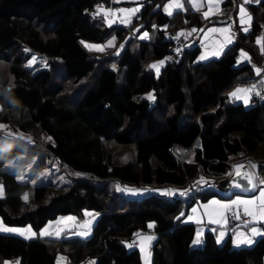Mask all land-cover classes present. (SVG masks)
<instances>
[{
	"label": "trees",
	"instance_id": "trees-1",
	"mask_svg": "<svg viewBox=\"0 0 264 264\" xmlns=\"http://www.w3.org/2000/svg\"><path fill=\"white\" fill-rule=\"evenodd\" d=\"M167 1L0 0V123L29 133L31 140L0 132V221L37 229L57 214L80 218L84 207L98 212L85 238L0 232V264H53L57 254L64 264L88 258L93 264H142L138 248L124 244L133 228L158 238L149 264H264V234L249 246L232 247L229 236L216 244L205 229L200 243L189 245L194 226L181 221L189 205L232 192L202 188L168 200L129 197L116 188L182 186L198 173L225 176L230 156L253 160L256 182L264 180V107L250 99L244 106L226 93L254 77L257 66L264 72L257 43L264 37V0L246 3L248 31L237 25L240 0H222L221 11L209 18L192 10L188 0L169 14ZM115 2L128 9L136 2L139 10L125 24L110 22L106 9ZM214 23H228L234 31L216 57L198 59V46L190 45L176 62L159 64L169 30L197 32ZM14 40L39 52L48 66L27 72L12 63ZM240 51L250 59L238 64ZM19 153L36 155L37 166L56 161L70 181L54 186L16 179V169L4 162Z\"/></svg>",
	"mask_w": 264,
	"mask_h": 264
},
{
	"label": "rangeland",
	"instance_id": "rangeland-1",
	"mask_svg": "<svg viewBox=\"0 0 264 264\" xmlns=\"http://www.w3.org/2000/svg\"><path fill=\"white\" fill-rule=\"evenodd\" d=\"M188 1L190 2L191 6L194 7L193 6L194 0H188ZM195 2L201 3L203 5L202 7L199 8L198 11L201 12L202 17L205 18L204 13L210 12V9L208 7V0H195ZM132 5L133 6H131V9H137L139 7L138 3H136V2ZM241 5H243V7L246 10V14H247L244 18L245 19L244 24L241 23V15H240V11H239ZM119 6L127 7L130 5L126 6L125 4H121V5H119L117 3L113 4V7L116 9H118ZM121 10L122 9H120V11ZM194 10H197V8L194 7ZM220 11H221L220 4H219L218 10L216 9L215 6L211 9V12H215V14L220 12ZM211 12L207 18H209L212 15H215V14H211ZM125 13H126V11L121 13L120 16L118 15V13H115V15H117L115 18H113V14L111 13L110 14L111 16L109 15L110 17H112V20L110 22H113V21L119 22L120 21L122 24H125L126 23V21H124L125 16H123ZM248 16H249V13L246 9V6L244 4H242L240 1H238L237 9H236V18L238 17L237 25L239 26V29L241 31H244L243 29L245 27H247V28L249 27ZM223 24H226V23H223ZM206 26H208V25H206ZM206 26H204V27H206ZM201 30H202V28L198 30V36H200ZM232 39H233V36H232ZM193 43H194V40H191L189 42L188 46H190ZM10 44L14 49V52L11 56V62L19 65L25 71L33 72L37 69L46 68L48 66L47 60L39 52H36L34 50L27 48L26 46L22 45V43H20L16 40L11 41ZM84 44L88 47L96 45L94 43H88V42H84ZM200 44H202V43H200ZM197 45L198 44L196 43L195 46H197ZM241 52L242 51H240V55H241ZM262 53L264 54V52H262ZM151 65H153V62L150 64V66ZM237 88H245V87H244L243 83L236 82L228 89V93L234 92ZM238 95L243 97V98L242 99L235 98V101H240L244 106H248L249 105L248 104V102H249L248 94L247 93H238ZM245 99H247V101H248L247 103L244 102ZM0 125H4V124L0 123ZM7 129L9 131H11L12 133H17L19 135L4 136L2 133L3 137H7V138L14 137L21 142H27L28 139H21V138H19L20 136L25 137V138H30L29 133L21 132L16 127H14V128L7 127ZM43 139H45V138H43ZM21 157H22V159H21ZM35 158H36V155H34V154L23 156L22 153H19L16 156H14L13 158L6 159L4 162V167H7L8 169H13V170L16 169L15 170V178L18 180H27L30 183V185L52 182L54 184V186H61V185L68 183L70 181L71 178L68 175H66L65 171L56 163V161H52V162L49 161L48 163L37 166V165H35ZM239 161H241V163L246 164L251 170L254 169V168L250 167V164L255 165L253 160H248V159H244L241 157L237 158V156H230L229 157V162L231 165H233V163L236 164V162H239ZM9 162H11V163H9ZM29 166H31V167H29ZM20 177H23V179H21ZM0 185H1V183H0ZM261 186L262 185L259 182H257V185H256L257 189H256V192L254 193L255 195H258V196L260 195V190L262 189ZM116 188L121 193L126 192L125 187H123L122 185H120V186L117 185ZM49 191H50L49 188H47L45 193H50ZM131 192L132 191H130L129 194H131ZM47 195H49V194H47ZM239 195H240L239 193H232L231 195L224 196V197L211 196V197H208L204 201L195 200L189 205L187 211L184 214H183V210H180L178 212V214H177L178 216L183 214L181 216V221L193 223L194 230H193L191 240L189 242V245L191 247L196 246L200 243V242L199 243H193V241L196 240L197 238H199V241H200V235L206 229L203 227L206 225L201 222V213L209 223L208 227L214 234V241L216 244H221L224 241V239L226 238V236H229V244L232 247L251 245V244H239L238 245L235 243L236 239L238 238L237 233H245L246 234V232H247L246 230L248 229L250 224H248L246 226V225H243L242 223H240L239 221H236L234 219V221H236V222H234L233 225H230L229 220H227L228 218L226 219V222H222L220 224L212 222L213 220H219L220 219L219 213L224 211V210L220 209L219 205L210 204V201H219L221 204H227V203H230L232 200H236ZM45 199L46 198L44 197L42 199V201H45ZM205 205H208V208H205L204 207ZM200 206H201V208H203V210L200 209ZM193 209H196V212H193ZM233 211H234V208L232 211H229V212H233ZM205 213H208V214L206 215ZM227 214H229V213L228 212L225 213L226 217L228 216ZM80 215H81V217L78 218V216H76L74 213L57 214L53 218H48L37 229H33L27 223L24 224L23 226H21L20 229H27L30 226L32 229V232L36 233V235L32 236L31 233H29L28 237L35 238V237H43V236H40L39 233L42 230H44L46 227H48L49 225H52V227L49 228V231L55 232L59 229H63V231L60 233V236H77L80 238H85L89 235L90 230H91V226L94 223V221L98 215V212L95 210L88 209V208L84 207L81 209ZM67 217H75V220L71 221V220H67V219H64V220L61 219V218H67ZM189 217H191V219H189ZM57 222H59V224H57ZM5 226L10 227V228H17L16 226H7V225H5ZM0 232H2V231H0ZM4 233H12V234L20 235L19 233H16V232H4ZM84 233H86V234H84ZM198 233H199V236H198ZM221 233H223V237L218 242V237L221 236ZM261 235H263V234H261ZM20 236L28 238L26 236H22V235H20ZM257 236H260V235H255L254 237H257ZM51 237H56V236H51ZM240 238L243 239V237H240ZM252 242H253V239H252ZM124 244H125V247L129 248V246L125 242H124ZM151 246L155 247V244H151ZM148 252H150V251H148ZM60 257H62V255L57 254L55 259H54L53 264H64L63 260H59ZM80 264H93V259L88 258L86 261H84ZM142 264H149V259L146 257L145 258L143 257Z\"/></svg>",
	"mask_w": 264,
	"mask_h": 264
},
{
	"label": "snow or ice",
	"instance_id": "snow-or-ice-1",
	"mask_svg": "<svg viewBox=\"0 0 264 264\" xmlns=\"http://www.w3.org/2000/svg\"><path fill=\"white\" fill-rule=\"evenodd\" d=\"M221 2H222V0H208V7L210 9V12H211V9L214 6L218 10L219 4ZM244 2L247 3L248 0H244ZM193 6L196 7L197 10H199V8L202 7L203 5L201 3H196L195 0H194ZM173 7L177 8V9H180V8H183V4L180 2V0H170V3L168 5H165V11L169 12V14H171V9ZM138 10L139 9H129V10L122 9L121 11L135 12V11H138ZM239 11H240V15H241V23L244 24L245 23V19L244 18H245V16L247 14H246V10L243 7V5L240 6ZM210 12H205L204 13L205 18H207L209 16ZM211 14H215V12H211ZM250 20H251V17L248 16V21L250 22ZM243 30L244 31H248V28L245 27ZM192 31H196V29H193ZM212 31H214V32L215 31H228V29H212ZM181 34H183V33H181ZM145 36H147V33H145ZM229 42H231V41L229 40ZM257 43L261 45V50H262V52H264V37L258 38ZM111 44H112V42L110 41L109 45H111ZM89 47H93V46H89ZM100 50H102V49H100ZM215 54L218 55V53H215ZM206 58H207L206 56H201V59H206ZM241 58L242 59H250V57H248L247 53H244L243 51L241 52ZM160 63L162 64L163 61H161ZM150 67L156 68L157 65L153 64ZM256 71H257V74H259L261 69H256ZM255 89H256V85H252L250 88H237L234 92L230 93V96L235 97L237 99H242L243 97L239 96L238 93L253 92V91H255ZM151 98L152 97L149 96V99H151ZM244 102L247 103L248 102L247 99H245ZM0 132H2L4 136L19 135L17 133H12L11 131H9L7 129L6 125H0ZM19 138L28 139V141L31 142L30 138H25V137H22V136H20ZM0 151H2V149H0ZM9 163H11V162H9ZM29 167H31V166H29ZM242 167H243V165H236L235 166V168L237 169V172H236L237 176L241 175L239 169H241ZM250 167L255 168V165L250 164ZM20 178L23 179V177H20ZM243 178L245 180H247L250 185H252V188L256 187V185L253 184L254 177H253L252 174H250L248 172H244L243 173ZM260 183L264 184V181H260ZM236 187H240V185L236 184ZM128 191L135 192V191H138V190L129 189ZM145 191H148V190L145 189ZM162 194L171 196V195H174L175 192H174V190H171V189H165V190H162ZM3 195H4V188H3V185H0V197H2ZM181 195H186V191L185 192H181ZM25 200H27V196H25ZM210 204L219 205V208L224 210V211L219 213L220 219L219 220H213L212 221L213 223L220 224L222 222H226L227 217H226L225 213H227L229 211H232L233 208H238L241 205L244 206V214L245 215L252 217L253 220H256V219L264 220V188H262L260 190L259 197H256L253 200H242L239 197H237L236 200H232L230 203H227V204H221L219 201H210ZM249 205H255L256 206V211L250 210L249 207H248ZM204 207L208 208V205H205ZM193 212H196V209H193ZM257 213L259 215H257ZM205 214L207 215L208 213H205ZM232 214H233V218L234 219H238L239 218V215H238L237 212L233 211ZM61 219L62 220L67 219V220L74 221L75 217H67V218H61ZM189 219H191V217H189ZM57 224H59V222H57ZM51 227H52V225H49L44 230H42L39 233V235L40 236H56V237H59L60 233L63 231V229H59V230L53 232V231H49V228H51ZM149 227H152V225H149ZM0 231H2V232H16V233H19L20 235L26 236V237H28L29 233H31L32 236L36 235V233L32 232V229H31L30 226L27 229L10 228V227H6L3 224V221H0ZM251 232H252L253 235L264 234V233H260L256 228H252ZM84 234H86V233H84ZM198 236H199V233H198ZM222 237H223V233H221V236L218 237V242H219V240ZM237 237L238 238L236 239L235 243L238 244V245L239 244H244V243H247V244H251L252 243V240L247 238V235L245 233H237ZM240 237H243V239H241ZM28 238H30V237H28ZM149 239H151V238H149ZM199 242H200L199 238H197L196 240L193 241V243H199ZM142 251H143V249H142ZM63 259H64L63 257L59 258V260H63Z\"/></svg>",
	"mask_w": 264,
	"mask_h": 264
},
{
	"label": "crops",
	"instance_id": "crops-1",
	"mask_svg": "<svg viewBox=\"0 0 264 264\" xmlns=\"http://www.w3.org/2000/svg\"><path fill=\"white\" fill-rule=\"evenodd\" d=\"M256 1L257 0H248L247 3H254ZM240 2L246 6V3L244 2V0H240ZM169 3H170V0L167 1L165 5H168ZM188 3H189V7L192 10H194V7L191 6V4H190L189 1H188ZM165 5H164V7H165ZM120 9L129 10L128 7H123V6L121 7V6H119L118 9H116L114 7H111L109 9H106V11L107 10H110L109 15L112 13L113 14V18H115L117 16V15H115V13H118V15L120 16L121 13L124 12V11H120ZM172 9H174V7ZM103 11L105 12V9ZM129 13L130 12L126 11V13L123 15V16H125V20L124 21H126L128 19ZM167 13H169V12H167ZM110 16L108 17V19L111 21L112 20V17H110ZM237 19H238V17L236 18V20ZM212 29H228V31H215L214 32V31H212ZM192 30L193 29H191L190 31H188V34H189V37H190L189 42L191 40H194V43L191 44V45H194V44L196 45V43L198 44L197 45L198 48H199V52H198V55H197V58L198 59H201V56H206L207 57L206 59L211 58V57H213V58L216 57L217 54H215V53H219L225 46H227L228 44H230L232 42V40H233L232 39V36H230V34H229L230 28H229V25L227 23L226 24H223V23L222 24L221 23L210 24V25L202 28V30L200 31V36H198V30L199 29L197 30V32L196 31H192ZM229 40L231 42H229ZM200 43H202V44H200ZM228 89L226 90L227 95L229 97H231L235 101V97L230 96V93H228ZM248 104H250V101L248 102ZM262 181H264V180H262ZM254 184L257 185L256 176H255ZM261 185H262L261 187L263 188L264 187V184H261ZM256 189H257V187L256 188H253L249 192H241V191H238V192H232V193H239L240 195L238 197L240 199H242V200H253L256 197H259L258 195H255L254 194L256 192ZM231 194H229V195H231ZM241 207L244 210V206L241 205ZM248 207H249L250 210L256 211V206L255 205L254 206L253 205H249ZM200 209L203 210V208H201V206H200ZM228 213L229 214H232V212H228ZM229 214H227V215H229ZM257 215H259V214L257 213ZM227 218H228V216H227ZM250 220H251V223H250V226L248 227V229L246 230L247 231L246 232V235H247V237L249 239L252 240V239L255 238L254 237L255 235H253L252 232H251V229L252 228H255L256 227V229L260 233H264V224L262 223V222H264V220H260V219L253 220L252 217H250ZM201 222L206 225V226H203L204 228L209 229V227H208L209 223L204 218V216L202 215V213H201ZM260 223H262V224H260ZM244 244H247V243H244ZM149 245H150V239H149V236L147 234L146 235H143L140 238V240H138L137 244L134 245V247H137L138 248L139 253H140V256L142 257V259H143V257L144 258L146 257V258L149 259L148 256L150 254H149L148 249H147ZM155 247H156V244H155ZM155 247H153V248H155ZM142 249H143V251H142ZM263 261H264V256H263Z\"/></svg>",
	"mask_w": 264,
	"mask_h": 264
},
{
	"label": "water",
	"instance_id": "water-1",
	"mask_svg": "<svg viewBox=\"0 0 264 264\" xmlns=\"http://www.w3.org/2000/svg\"><path fill=\"white\" fill-rule=\"evenodd\" d=\"M236 165H243L241 169H239L241 175L237 176L236 172L237 169L235 168ZM248 172L253 175V171L244 163H241V161L233 163L232 165V172L229 173L228 175L225 176H220V177H214V176H207V175H202L198 173L195 177H193L191 180L187 181L184 185L182 186H170V185H160V186H131V185H122L125 187V194L126 196L129 197H140L143 195H148V194H154L157 196L164 197L168 200H173L176 198H184L188 194H192L196 189L200 190L202 188H206L208 190H211L217 194L220 195H227L231 192H249L251 191L252 185L248 183L247 180L243 178V173ZM255 177L253 179V184H254ZM236 184H239L240 187H236ZM129 189H134L138 190L135 192L128 191ZM147 189L148 191H145ZM165 189H171L174 190L175 194L174 195H164L162 194V190ZM186 195H181V192H185Z\"/></svg>",
	"mask_w": 264,
	"mask_h": 264
},
{
	"label": "built area",
	"instance_id": "built-area-1",
	"mask_svg": "<svg viewBox=\"0 0 264 264\" xmlns=\"http://www.w3.org/2000/svg\"><path fill=\"white\" fill-rule=\"evenodd\" d=\"M100 5V4H98ZM97 8L93 10V12L99 14L97 11ZM183 33V34H181ZM230 36H234V31L230 29L229 31ZM189 36L188 32L184 31V29L179 28V29H172L169 30L166 34V39L169 41L168 49L167 51L163 54V56L160 59V62L163 61V63L171 62L174 61L176 62L177 60L180 59L182 50L188 46L186 42L184 43V40L187 39ZM243 60L247 59H239L238 64L242 63ZM162 63V64H163ZM161 64V63H159ZM256 69H261L260 73L257 74L249 80L245 81L243 83L245 88H250L252 85H256V89L253 92H248V97L252 101V103L257 107V108H262L264 107V72H263V65H259L256 67ZM232 172V167L230 166L227 168L226 175ZM256 174L254 173V177ZM234 212H237L239 215L238 219H235L236 221H239L241 223H247L250 221V217L244 214V210L242 209L241 206L238 208H234ZM228 219L234 220L233 214L228 215ZM147 232L145 233L144 231L139 230L138 228H133L131 231L128 239H127V245L128 246H134L137 244L138 240L143 236L146 235ZM150 236V245L148 246V251H151L153 247L151 244H156L158 241V238L155 234L149 233ZM4 264H18L16 260H10Z\"/></svg>",
	"mask_w": 264,
	"mask_h": 264
},
{
	"label": "bare ground",
	"instance_id": "bare-ground-1",
	"mask_svg": "<svg viewBox=\"0 0 264 264\" xmlns=\"http://www.w3.org/2000/svg\"><path fill=\"white\" fill-rule=\"evenodd\" d=\"M139 230H141V231H144L145 233L147 232V231H145V230H142V229H139Z\"/></svg>",
	"mask_w": 264,
	"mask_h": 264
},
{
	"label": "clouds",
	"instance_id": "clouds-1",
	"mask_svg": "<svg viewBox=\"0 0 264 264\" xmlns=\"http://www.w3.org/2000/svg\"><path fill=\"white\" fill-rule=\"evenodd\" d=\"M231 167H232V165H231ZM253 171V170H252ZM253 173H254V171H253Z\"/></svg>",
	"mask_w": 264,
	"mask_h": 264
}]
</instances>
